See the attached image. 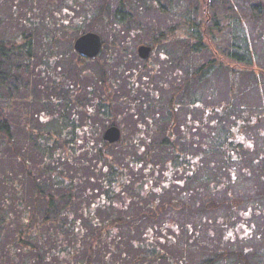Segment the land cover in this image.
<instances>
[{"label":"rangeland","instance_id":"374dc122","mask_svg":"<svg viewBox=\"0 0 264 264\" xmlns=\"http://www.w3.org/2000/svg\"><path fill=\"white\" fill-rule=\"evenodd\" d=\"M77 1L0 0V39L6 40L10 46L12 42H22L17 35L27 30L28 23L47 22L45 27L53 30L56 29V22L58 29L63 27L61 22L73 25L70 38L68 34L58 37L57 49L63 53L59 64L67 73L68 82L75 90L78 88L77 93L81 89L77 97L73 96L72 104L81 100L88 104L95 97L91 115L85 112L84 107H78L80 102L74 106L78 110L71 106L72 113L67 110L65 115L71 117L73 114L79 132L83 125L91 124V139L96 151L89 153L87 150L81 151L82 148L73 157L60 144L65 155L58 161L64 171L63 175L58 173L57 176L62 175L67 182L73 181L76 191L79 186L85 196L74 197L67 204V208L75 212L77 221L81 222L80 230L77 235L65 230L64 233L48 237L45 241L47 249L52 247L54 250L60 245L59 248L72 253L69 259L48 256L51 262L43 264H72L73 261L76 264L83 261L93 242L96 243L95 257L91 264H127L131 261L134 264H170L171 261L174 264H198L212 258L214 251L225 252L223 262L228 264H246L239 258V252L245 253L248 264H264V76L256 79L252 72L243 73L235 79L233 90L234 80L227 73H215L210 83L200 84V105L183 103L176 113L177 118H173L176 122L172 127L169 108L172 96L185 81L188 65L199 64L205 57L200 54L196 58L193 55L181 58L180 52L187 44L182 39L156 46L146 62L138 56L137 49L143 41L148 42L152 27L163 30L171 22L176 23L186 10L181 7L174 15H163L156 9L144 13L141 36H132L131 53L123 59L116 56V48L110 49L115 35L111 28H107L110 24L108 14H105V18L99 17V13L94 15V12H98L94 9L101 8L105 0H84L76 7ZM181 1L175 0V3L179 5ZM196 2L186 0L188 8ZM231 5L234 8L226 0L213 3L211 11L203 17L219 19L223 25H227L236 19L237 10L245 15L246 22L252 24L249 42L256 56L255 62L264 66V16L249 19L248 6L241 0H235ZM80 25L88 29L93 26L92 31L109 40L108 48L101 52L99 58L78 61L72 37L77 34L75 29ZM229 41L226 40L225 47L230 45ZM10 59L2 60L4 67H7ZM102 69L107 78L105 82L102 80ZM103 83L112 88L113 99L117 103L110 110V117L107 112L100 115L99 105L96 104L99 97L105 94ZM9 85L11 94L17 98L13 109L17 110L16 117H19L14 125L15 149L19 155H25L32 161L39 181L42 184L47 181L46 189L49 191L50 167L42 153L30 145L26 130L20 125L27 120L36 132H43L49 128L46 121L53 123V117L58 112L49 110L39 101L30 105L26 103L28 96L35 100L49 97V91L43 89L38 79H32L28 86L17 80H12ZM89 86L92 92L88 90ZM181 100L177 98V101ZM221 102L224 105L221 111L226 115L219 117V112L212 108L221 105ZM22 110L28 112V119L22 117ZM244 116L248 118V125L241 127L238 124L240 127L229 132L231 125L240 123ZM113 121L121 128L123 141L106 147L103 133ZM170 134H173L172 140L162 144ZM82 137H85L83 132ZM9 148H3L5 152L0 153V194L8 190L15 193L13 186H6V177L19 185L14 198H24L25 208L31 209L35 188L24 179L21 164L15 159L16 153ZM175 148L181 152L179 155L201 158L196 163L182 160V157L175 159ZM205 148L208 151L206 154L203 153ZM100 149L106 155H101ZM149 149H154L150 157L147 156ZM2 155L5 161L1 160ZM228 155H239V158L234 160ZM68 157L73 162H69ZM138 159L142 164L136 167L135 161ZM108 162L118 169L116 171L125 170L128 178V183L121 186L122 190L113 194L106 192L100 181L105 174L113 172L111 168L102 169V164ZM149 164L153 166L148 168ZM169 165L172 170L167 169ZM116 175L119 173L112 174L114 177ZM160 187H163L162 193H159ZM101 194L111 196L113 202L110 200L109 204L96 210L91 207L92 214L84 215V209L90 207L92 199H97ZM173 201L174 204H171ZM65 203V200L60 201V206H65ZM152 208L159 218L143 217L142 214L152 211ZM123 213L134 216V221L113 228L109 238L99 236L96 224ZM18 229L17 223L8 229V235H15L4 241V248L0 249V264H40L35 261L38 257L34 258L30 251H16L14 241L17 240ZM148 235L152 237L148 238ZM9 240L12 252L6 251L10 250L7 247ZM156 248L164 255L153 259L151 256Z\"/></svg>","mask_w":264,"mask_h":264},{"label":"trees","instance_id":"16d2710c","mask_svg":"<svg viewBox=\"0 0 264 264\" xmlns=\"http://www.w3.org/2000/svg\"><path fill=\"white\" fill-rule=\"evenodd\" d=\"M226 1L228 5L233 7L231 4H234L235 0ZM241 1L248 6L250 15L247 17L249 19H256L259 16H264V0ZM77 2L78 4H75L76 7L81 5L84 0H78ZM104 2L105 3L104 5H101V8L94 9L98 11L94 12V15L95 13H99V17L105 18V14H108L107 16L110 18V24L107 25V28H111V32L115 35V37L112 38L114 43L110 46V49L113 50L116 48L118 50L116 56H121L123 59H126L131 53L130 45L132 44L130 41L132 40V36L134 34H137L139 37L141 36L143 26L142 17L144 13L156 9L160 14L166 15L168 13L174 15L181 7L186 10L183 16L179 17L176 23L171 22L169 27H166L163 30H157L158 28L154 30V27H152V33L148 37V42L143 41V44L147 43L152 45L155 49L156 46L160 44L175 39H182L181 41L186 42L187 44L183 51L180 52L181 58H190L192 55L196 58V56H200V54L205 57L199 64L196 62V64L193 63V66L191 64L188 65L185 81H183L172 96L169 104L172 113V127L175 126L176 122V120L173 121V118H177L176 113L178 109L183 106V103L188 105L190 102H193V106L194 104L197 106L200 105L201 95L198 93L200 84L210 83L215 73H227L230 79L234 80L232 83L233 90L235 89L234 84H236L235 79L240 77L243 73L252 72L256 79L264 76V66H259L255 62L256 56L252 52V46L249 42V28L252 29V24L251 22H246L245 15L237 10L236 19H233L227 25H223L219 19L209 20V17H203L205 13L211 11L210 8L213 3H221L223 0H197L195 5H190L189 8L187 6L189 3H186V0L179 2V5L175 3V0H105ZM101 12H103V14H101ZM87 17L90 16L87 14ZM46 23L47 22L37 21L26 24L28 25L27 30L17 35V38H21V43L14 40L16 42H12L13 45L10 46V43L6 40L0 39V153L3 154L5 152L3 148L7 150L9 146L11 152L16 153L15 159L21 164L20 167L23 169L22 173L24 179L35 188L33 207L31 209L25 208V203L23 202L24 198L18 197L19 200L14 198L16 190H19V185L3 176L5 183H7L6 186H13V189L15 188V193L8 190L9 192L4 191L0 194V249L4 248V241L8 237H10L9 239H12L11 237L13 234L11 236L8 235V229H11V226L17 223L19 229L16 233L17 240L14 241L16 243L15 246L17 247L16 251H30V253H33L34 258L35 256L38 257V260L36 259L35 261L40 264L51 262L48 256L55 257L57 255L58 257L61 256L62 258L68 259L71 257L72 252L65 248H59L60 245L54 250H52V247H48L47 249L45 241L48 237L51 238L52 236H56V234L64 233L65 230H69L73 232L74 235H77L80 230L79 227L81 222L77 221L78 218L76 217L75 212L72 210L70 211L67 208V204L68 201L73 200L74 197L84 195L80 191L81 188H79V186L78 191H76L75 184L72 183L73 181L69 180L67 182L62 177V171L64 170L58 161L62 160L65 153L61 150L60 144H63L66 153L73 157L74 155H77V153H79L78 151L82 148L81 151L87 150L89 153L96 151V146L93 145V140L91 139V124L88 122L82 126L81 131L84 133L85 137L81 138L82 132L78 131L79 129L76 125L73 114H71V117L70 115H67V117L65 115V111L68 110V112H71V106L72 109L78 110L74 107L77 106V102H80L78 107H84L85 112L89 115L92 114L95 105V97L88 104L83 102V100L76 101L75 104H72L73 96L77 97L81 92V89L77 93L78 88L75 90L72 83L68 82L69 79L67 78V73L61 69L62 66L59 64L61 62L60 57H62L63 53L57 49V42L59 41L58 37H60L61 34H68L67 37L70 38L69 32L73 29V25L69 22H61L63 23V27L58 29V23L56 22V29L53 30L45 27ZM92 27L91 29H88L83 27V25H80L75 29L77 30V34L72 37V42H75L80 35L92 31ZM226 40H230V45L225 47ZM108 45L109 40L104 39L103 50L108 48ZM100 55L101 53L97 58H99ZM78 58L79 62L92 60L84 58L79 54ZM8 59H10V62L7 67H4V61L2 60L6 61ZM144 62H146V60H144ZM102 70V80L105 82L107 81V78L105 76V70ZM34 78L42 83L43 89L49 91L50 95L48 98H39L37 100H35L34 97L28 96L26 97V103L30 105L35 101H39L49 110L58 113L53 117V123L51 120L46 121L49 123V128H45L43 132H36L33 127L29 125L27 120L20 126L26 130V136L29 139L28 142L30 145H32L37 152L40 154L42 153L41 156L48 167H50V174L48 177L51 175V189L49 191L46 189V184L48 182H44V186L39 181L38 176L33 169L32 161H30L25 155H19L18 150L16 151L15 149L16 140L14 136V125L16 119L19 117H16L17 110L15 111L13 109L17 98L11 94L9 82L17 80L20 84L24 83L28 86L29 82ZM103 85L105 87L103 91L106 95L102 94V97H99L96 104L99 105L98 110L100 115L107 112L108 117H110V110L114 108L116 102L113 99L114 93L112 92V88L109 87V84L103 83ZM88 90L92 92L93 89L89 86ZM5 93H8V95ZM104 96L105 99H103ZM179 97L182 99L181 101H177V98ZM100 98L102 102H100ZM220 104L221 105H216L212 108L219 112V117L226 115L221 111V108L224 107V105H222L223 103L221 102ZM188 108L193 109V107ZM23 115L22 117H25L26 119L29 118L27 111H25ZM235 121L238 122L237 120ZM246 121H248V118L247 116H244L240 123H237V125H231L232 129H230L229 132L234 131L237 126L240 127L239 125H241V127L248 125ZM116 123V121H113L110 126L116 125ZM172 138L173 134L168 135L165 137L162 144L169 143ZM103 141L106 147L112 146L111 143L104 139ZM122 141L123 140L121 139L119 143ZM174 150L175 159L182 157V160H189L191 163H196L197 160L201 158V156L193 157L191 155H179L178 153L181 152H178L176 148ZM152 151H154V149H149L147 153L148 157H150L149 155L152 154ZM204 152L205 154L208 152L206 148L203 150V153ZM100 153L101 155H106L102 149H100ZM5 156L7 157V155ZM228 156L234 160L239 158V155ZM1 160L5 161L4 155H2ZM67 160L73 162L69 157ZM8 163L12 165V163ZM141 164L142 161L140 159L135 161L136 167H139ZM152 166V164H149L147 167L151 168ZM102 167L103 170L111 168V171H113L111 174L109 173V175L105 174V179L102 177L100 180L103 183L104 190H106V192H111L112 194L121 191V186L128 183L126 171H116L118 169L109 162L102 164ZM167 169L172 170L171 165H169ZM58 173H62V175L57 176ZM113 173H119V175L114 177L112 176ZM1 178L2 175L0 174V179ZM19 178H21V176H19ZM162 189L163 187H160L159 193L163 192ZM78 192L79 195L77 196ZM111 198V196L101 194L97 199H92L90 207L88 206L84 209V215L88 214L89 216L92 214L90 210L91 207L96 210L106 203L109 204V201H112ZM62 200L66 201L65 206H60V201ZM163 204L166 205L164 202ZM171 204H174V201L171 202ZM176 209L179 210V207H176ZM14 211H16V214ZM142 215L146 218H159L153 208L152 211L144 212ZM131 221H134V216L126 213H123L120 216H113L106 221H101L96 224L98 226L97 232H100L99 236L106 239V237L109 238L112 236L110 231L113 228L120 225L130 224ZM150 237L152 236L148 235V238ZM9 244L10 245L7 247H9L10 250L6 249V251L12 252V249L10 248L12 247V243L10 240ZM94 244L96 243L93 242L89 246V251L86 255L87 257L85 256L86 259H83V261L80 262L77 261L76 264L92 263L95 257ZM10 254L15 256L14 253ZM68 254H70V256ZM162 255L164 254L156 248L151 257L157 259ZM224 256H226L225 252L214 251L212 258L204 260L202 263L198 264H228L223 262L225 258ZM238 256L243 259L246 264L249 263L244 252H239ZM39 259H42V261H39ZM72 264H74V261ZM106 264L117 263L112 262ZM127 264L134 263L131 261ZM170 264L174 263L171 261Z\"/></svg>","mask_w":264,"mask_h":264},{"label":"water","instance_id":"95a60500","mask_svg":"<svg viewBox=\"0 0 264 264\" xmlns=\"http://www.w3.org/2000/svg\"><path fill=\"white\" fill-rule=\"evenodd\" d=\"M104 40L102 36L93 31L86 32L75 40L74 47L76 51L87 58L95 59L102 51ZM153 51L152 45L140 44L137 52L141 59L147 60L150 58ZM121 129L116 126H110L104 132V139L110 143H115L121 139Z\"/></svg>","mask_w":264,"mask_h":264},{"label":"flooded vegetation","instance_id":"af4514ba","mask_svg":"<svg viewBox=\"0 0 264 264\" xmlns=\"http://www.w3.org/2000/svg\"><path fill=\"white\" fill-rule=\"evenodd\" d=\"M103 46H104V45H103ZM74 49H75V48H74ZM102 50H103V48H102ZM75 51H76V50H75ZM76 52H77V51H76ZM101 52H102V51H101ZM101 52H100V53H101ZM77 53H78V52H77ZM78 54H79V53H78ZM79 55H80V54H79ZM80 56H82V55H80ZM82 57H84V56H82ZM97 57H98V56H97ZM97 57H96V58H97ZM84 58H87V57H84ZM96 58H95V59H96ZM88 59H89V58H88ZM93 60H94V59H93ZM108 128H109V127H108ZM119 128H120V127H119ZM120 129H121V128H120ZM105 131H106V130H105ZM121 133H122V130H121ZM103 135H104V133H103ZM103 139H104V136H103ZM121 139H122V135H121ZM121 139H120V140H121ZM104 140H105V139H104ZM120 140H119V141H120ZM105 141H106V140H105ZM119 141H117V143H118ZM107 142H108V141H107ZM109 143H110V142H109ZM111 144H113V143H111Z\"/></svg>","mask_w":264,"mask_h":264}]
</instances>
